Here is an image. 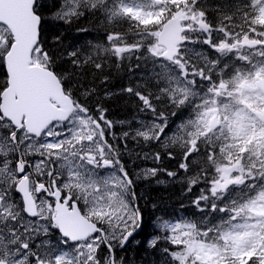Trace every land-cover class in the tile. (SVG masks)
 <instances>
[{
    "label": "snow or ice",
    "instance_id": "6c2138e0",
    "mask_svg": "<svg viewBox=\"0 0 264 264\" xmlns=\"http://www.w3.org/2000/svg\"><path fill=\"white\" fill-rule=\"evenodd\" d=\"M161 174L195 212L154 214L142 264H264V0H0V264H135Z\"/></svg>",
    "mask_w": 264,
    "mask_h": 264
},
{
    "label": "trees",
    "instance_id": "16d2710c",
    "mask_svg": "<svg viewBox=\"0 0 264 264\" xmlns=\"http://www.w3.org/2000/svg\"><path fill=\"white\" fill-rule=\"evenodd\" d=\"M81 26L89 27L92 31L87 34L78 33L76 31V25H73L71 28L64 26L60 29L67 37L65 41L66 43L78 42L83 44L87 40H96L100 38V32L94 26V22L89 23L88 21H82ZM127 82L128 80L126 74L117 76L113 71V80L110 85L113 92H118L119 88L126 85ZM108 107L113 118L117 120L128 119L133 115V109L130 107V103L125 97L118 95L112 97V99L108 102ZM149 166H151L150 161H136L135 164L131 162L129 163L130 170L136 171H138L139 168ZM161 167L172 171L178 170L177 161L168 160L167 158L164 159ZM180 175L183 176V173ZM159 179L162 181L160 184H157L155 181L150 183L140 182L137 187V192L143 196V199L140 200V204L144 208L145 223L149 225V227L145 229L144 233L136 236L135 240L127 246L126 251L120 253L121 255H124L129 262L134 260L135 264H142L144 259H152L151 257H147L143 248L139 247L136 241H142L145 238V235L151 231L150 224L154 214L159 215L161 213H171L178 216H185L191 215L195 212V209L191 206L192 196L185 194L184 186L180 178L172 181L165 175L161 174ZM153 204L158 205L159 211H154ZM118 251L120 250L118 249Z\"/></svg>",
    "mask_w": 264,
    "mask_h": 264
},
{
    "label": "bare ground",
    "instance_id": "6f19581e",
    "mask_svg": "<svg viewBox=\"0 0 264 264\" xmlns=\"http://www.w3.org/2000/svg\"><path fill=\"white\" fill-rule=\"evenodd\" d=\"M125 80V79H124ZM114 103V102H113ZM112 104V103H111Z\"/></svg>",
    "mask_w": 264,
    "mask_h": 264
}]
</instances>
